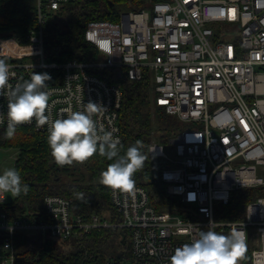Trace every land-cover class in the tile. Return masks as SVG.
<instances>
[{"label": "built area", "instance_id": "built-area-1", "mask_svg": "<svg viewBox=\"0 0 264 264\" xmlns=\"http://www.w3.org/2000/svg\"><path fill=\"white\" fill-rule=\"evenodd\" d=\"M69 1L36 0L37 24L26 42L0 35V59L9 65L8 84L0 90V128L8 124V93L33 72H48L49 121L84 110L92 100L99 103L92 114L98 134L113 131L121 142L124 92L98 69L124 70L135 82L149 74L156 104L187 124L173 139L174 156L160 143L149 146V155L164 162L158 177L167 194L182 206L177 212L157 210L150 191L133 183L129 190L110 188L115 219L97 213L84 218L73 213L70 198L49 194L42 219L0 212V231L5 232L0 264H17V232L68 240L102 228L120 230L131 247L103 264H169L177 247L209 227L224 234L236 227L251 246L243 264H264V0H156L141 10L121 12L119 21H90L83 35L96 49V59L48 61L45 24ZM102 40L108 41L111 55L98 47ZM49 121L38 125L33 118L17 127L48 135ZM242 189L261 191L247 204L244 218L217 219L218 205L229 204ZM5 202L6 193H0V203Z\"/></svg>", "mask_w": 264, "mask_h": 264}, {"label": "trees", "instance_id": "trees-1", "mask_svg": "<svg viewBox=\"0 0 264 264\" xmlns=\"http://www.w3.org/2000/svg\"><path fill=\"white\" fill-rule=\"evenodd\" d=\"M156 0H72L51 12L44 28L45 55L48 61L65 62L72 58L83 61L96 59V49L84 38V30L92 20L119 21L123 11H137ZM37 24L36 0H0V35H15L23 42ZM99 75L119 84L124 92L120 112L123 139L119 155L140 142L145 160L143 167L133 174L135 184L150 191L151 201L157 210L171 208L178 211L181 201L166 192V184L157 172L163 161L149 155L152 142L165 149L174 146L175 139L187 124L175 114L167 113L155 102L154 82L149 74L138 82L128 78L126 71L112 68L98 69ZM7 128H0V148L17 149L14 169L21 176L23 188L12 201L0 203V212L9 218L45 217L44 199L49 194L64 195L72 200V211L90 218L101 214L116 218L110 201V188L100 182L102 170L114 162L99 152L84 161L59 165L51 154L48 135L32 127H16L12 138ZM260 189L235 191L229 204L218 205L217 219H243L247 204L260 195ZM0 231V242L5 237ZM17 264H103L109 256L130 252L128 237L114 228L95 229L83 238L68 240L44 237L40 232H17L14 238ZM251 246L246 245L240 256L248 261Z\"/></svg>", "mask_w": 264, "mask_h": 264}, {"label": "clouds", "instance_id": "clouds-1", "mask_svg": "<svg viewBox=\"0 0 264 264\" xmlns=\"http://www.w3.org/2000/svg\"><path fill=\"white\" fill-rule=\"evenodd\" d=\"M98 47L111 55L108 41L98 42ZM48 72H33L30 79L18 83L8 93L6 136L15 135L17 125L35 118L38 125L49 121L45 115L49 93L45 81L50 80ZM9 80V65L0 59V90L5 89ZM99 103L89 100L84 110L69 111L66 116L49 121L47 142L51 154L59 165L84 161L99 152L108 160H114L102 170L100 182L112 189L129 190L133 187V174L143 167L145 157L139 147L140 142L127 148L119 155V139L113 131H100L98 134L92 114L98 110ZM155 150V149H154ZM22 185L21 176L14 168L0 173V193L18 195ZM54 211V210H53ZM246 242L240 230L233 227L228 234L209 227L199 231L190 243L177 247L170 256L169 264H237V259L245 251Z\"/></svg>", "mask_w": 264, "mask_h": 264}, {"label": "rangeland", "instance_id": "rangeland-1", "mask_svg": "<svg viewBox=\"0 0 264 264\" xmlns=\"http://www.w3.org/2000/svg\"><path fill=\"white\" fill-rule=\"evenodd\" d=\"M169 155H175V146L171 147L169 150L166 149ZM18 151L14 148H0V173H2L7 168H14L16 157ZM158 175V172H157ZM19 195V194H18ZM18 195L12 196L11 194L6 193L7 201H12ZM171 208H166L164 210H170ZM244 261L241 257H238L237 264H243Z\"/></svg>", "mask_w": 264, "mask_h": 264}, {"label": "water", "instance_id": "water-1", "mask_svg": "<svg viewBox=\"0 0 264 264\" xmlns=\"http://www.w3.org/2000/svg\"><path fill=\"white\" fill-rule=\"evenodd\" d=\"M176 141H177V140H176ZM176 141L174 140L173 143H175Z\"/></svg>", "mask_w": 264, "mask_h": 264}]
</instances>
